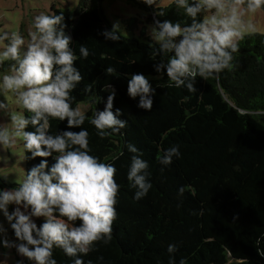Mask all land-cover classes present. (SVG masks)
I'll return each mask as SVG.
<instances>
[{"label":"trees","instance_id":"1","mask_svg":"<svg viewBox=\"0 0 264 264\" xmlns=\"http://www.w3.org/2000/svg\"><path fill=\"white\" fill-rule=\"evenodd\" d=\"M103 2L80 0L73 14L55 4L52 7L54 15L64 16V30L72 38L76 55H80V45L88 47V58L75 62L83 79L72 91L71 103L73 107L90 106L82 125L89 132L88 147L91 154L114 163L120 185L112 240L106 245L98 242L94 251L82 257L85 264H169L167 247L173 243L178 247L176 264L181 259L195 264L206 251L224 256L227 264H264V35H246L233 54L232 67L218 79L198 77L191 91L158 86L168 78L155 71L160 59H151L149 45L154 41L145 35L146 27L141 31L144 40L125 36L119 42L107 40L102 33L113 26ZM140 4L148 14L146 20L153 22L160 9ZM164 11V16L156 14L161 22L192 23L174 4ZM136 21L125 19L124 24L130 30L144 24ZM9 63L0 66V71H8ZM108 67H114L116 74L110 76ZM137 73L148 78L155 89L151 112L140 109L139 98L128 95V82ZM88 87L92 92L86 91ZM112 91L116 93L114 110L122 111L127 125L101 139L90 118L95 108L104 109ZM92 96L97 102L99 97L103 100L90 103ZM23 114L30 116L25 109ZM26 130L34 131L31 126ZM66 130L81 129H69L67 120L50 121L49 134ZM129 144L150 165L153 187L139 201L127 180L133 155ZM174 144L180 146L181 156L161 170L159 157ZM54 157L32 158L25 150V172L44 159L51 167ZM181 187L185 190L182 196ZM35 222L39 227L44 219ZM53 256L57 264H72L60 249H54Z\"/></svg>","mask_w":264,"mask_h":264},{"label":"clouds","instance_id":"2","mask_svg":"<svg viewBox=\"0 0 264 264\" xmlns=\"http://www.w3.org/2000/svg\"><path fill=\"white\" fill-rule=\"evenodd\" d=\"M144 3L156 5L160 9L158 16L165 15L161 7L165 0H144ZM171 3L190 17L192 23L182 26L179 22L156 20L150 25L149 35L154 41L149 45L151 59H160L155 71L161 77L166 73L168 78L166 84L158 86L190 91L195 89L198 77L218 79L232 67L239 42L257 31L253 18L264 11V0H171ZM63 21V15H36L27 44L18 32H0V66L10 62L9 70L0 72V96L12 95L30 113L26 118L23 112H9V105L0 101V111L10 116V123L0 124V148L10 150L22 141L32 158L55 154L51 167L47 159L41 160L23 179L15 181L17 187L0 189V214L16 238L9 240L8 230L0 222V243L5 248H15L32 264H57L54 249L62 250L72 264H85L82 257L94 251L98 242L106 245L112 240L117 217L115 206L120 190L115 179L117 169L108 158L102 160L91 154L89 132L82 127L87 117L79 106L73 107L71 103V93L83 79L75 62L81 57L87 59L90 53L86 45H80V55H76ZM102 34L113 42H119L123 36L118 22ZM107 73L115 75L116 70L108 67ZM86 91L92 92V88ZM128 95L133 100L139 98L140 109L152 111L156 92L143 74L131 76ZM115 96L112 91L104 109L95 108L90 118L101 139L119 133L127 125L121 118L122 111L114 110ZM102 100L99 97L97 102L96 96L89 98L90 103L96 104ZM52 119L67 120L69 129L81 130L49 134ZM29 126L34 131H27ZM128 151L133 155L127 180L135 190L134 199L139 201L153 187L150 165L134 144L128 145ZM180 156L179 145L164 149L159 157L161 170ZM178 191L182 196L185 190L181 187ZM13 204L17 207L9 212ZM34 217H42L44 222L38 227ZM177 251L176 244L168 245L169 264H176ZM180 264L186 261L181 259Z\"/></svg>","mask_w":264,"mask_h":264},{"label":"rangeland","instance_id":"3","mask_svg":"<svg viewBox=\"0 0 264 264\" xmlns=\"http://www.w3.org/2000/svg\"><path fill=\"white\" fill-rule=\"evenodd\" d=\"M79 1L80 0H0V32H18L25 38L27 44L29 33L34 30L32 28V22L36 15L41 13L54 15L52 10L54 4L58 8L70 10L73 14L78 7ZM140 2L148 5L144 3V0H104L102 8L106 18L112 26L117 22L120 24L123 36L144 40V38L141 37V31L143 30L142 26H144L146 27L145 35H148L151 39L149 35V26L153 25L155 21L158 20V17L154 14V21L148 22L146 20L148 14L142 9ZM171 5V0H165V3L162 4L161 7L166 9ZM153 6L154 8H157L156 5ZM130 18L137 19L135 22L137 24L140 22H144V24L138 25L137 29L139 30L136 28L130 30L128 26L124 24V20ZM253 19L258 28L255 33L249 35H264V11L258 13ZM0 101L9 105V112H23V109L16 103L15 97L12 95L7 97L0 96ZM79 107L84 113H87L90 109V106L85 104H82ZM8 123H10V116L4 111H0V124ZM25 171V149L23 148L22 141H18V143L10 150L0 148V189L11 190L17 187L18 185L15 181L23 179L26 173ZM2 181L8 182L11 187L2 185ZM16 207L17 205H10L9 212L14 211ZM33 219L34 221L36 220L35 217ZM0 222H2L8 230L7 238L9 240H15L14 231L11 229L6 218H4L2 214H0ZM0 261H6V264H19V262L25 264L28 262L27 258L21 257L15 248H5L2 243H0ZM195 264H227V259L224 256L220 257L218 253H210V251H206V255H200L198 260L195 261Z\"/></svg>","mask_w":264,"mask_h":264}]
</instances>
